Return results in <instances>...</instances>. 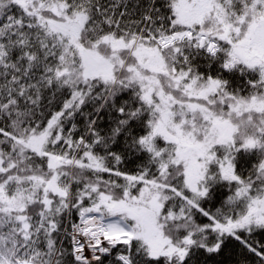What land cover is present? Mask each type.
Segmentation results:
<instances>
[{"label": "snow or ice", "instance_id": "1", "mask_svg": "<svg viewBox=\"0 0 264 264\" xmlns=\"http://www.w3.org/2000/svg\"><path fill=\"white\" fill-rule=\"evenodd\" d=\"M264 264V0H0V264Z\"/></svg>", "mask_w": 264, "mask_h": 264}, {"label": "trees", "instance_id": "2", "mask_svg": "<svg viewBox=\"0 0 264 264\" xmlns=\"http://www.w3.org/2000/svg\"><path fill=\"white\" fill-rule=\"evenodd\" d=\"M238 259L239 255L234 254L230 247L224 256H217L215 260H209L207 264H235Z\"/></svg>", "mask_w": 264, "mask_h": 264}]
</instances>
